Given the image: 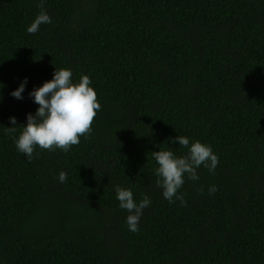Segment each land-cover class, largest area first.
Masks as SVG:
<instances>
[{
    "label": "trees",
    "instance_id": "1",
    "mask_svg": "<svg viewBox=\"0 0 264 264\" xmlns=\"http://www.w3.org/2000/svg\"><path fill=\"white\" fill-rule=\"evenodd\" d=\"M40 3L0 0V264H264V0H45L53 23L30 35ZM63 69L102 111L79 146L29 163L9 120L26 126L29 93ZM178 136L220 160L185 178L184 206L153 159L186 156ZM118 188L152 201L137 234Z\"/></svg>",
    "mask_w": 264,
    "mask_h": 264
},
{
    "label": "clouds",
    "instance_id": "2",
    "mask_svg": "<svg viewBox=\"0 0 264 264\" xmlns=\"http://www.w3.org/2000/svg\"><path fill=\"white\" fill-rule=\"evenodd\" d=\"M44 7L45 0H41V14L28 28L30 35L38 34L42 25L53 23L52 18L43 11ZM73 77L71 70H56L51 82H46L29 93V98L39 107L34 115L27 116L26 126L17 127L16 118H10L9 123L13 127L7 130L15 135L18 129H22V133L15 140V147L29 163L34 161L37 149L50 152L62 150L68 153L73 147L79 146L82 137L91 135L94 121L102 107L92 87V79L83 76L79 83H74ZM28 83L25 79L19 88L11 93L12 98L23 101ZM4 87L0 84V92ZM2 100L3 97L0 96V102ZM172 143L187 149L188 153L183 157H178L172 150L153 153V159L158 165L155 172L158 177L157 187L163 190V198L170 204L179 200L184 206L186 201L180 193L186 183L185 178L198 182V170L201 168L215 174L220 160L210 145L193 142L188 137L178 136ZM67 179V173L62 172L59 176L60 183H66ZM218 191L217 187H212L209 189V195L215 196ZM117 200L120 209L128 213L129 231L133 234L139 233L144 212L152 206L151 199L144 196L137 202L131 189L118 188Z\"/></svg>",
    "mask_w": 264,
    "mask_h": 264
}]
</instances>
